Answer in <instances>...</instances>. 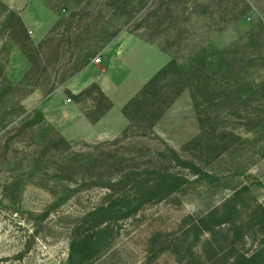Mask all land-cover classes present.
I'll return each instance as SVG.
<instances>
[{
  "label": "rangeland",
  "instance_id": "rangeland-1",
  "mask_svg": "<svg viewBox=\"0 0 264 264\" xmlns=\"http://www.w3.org/2000/svg\"><path fill=\"white\" fill-rule=\"evenodd\" d=\"M108 58L119 99L161 73L127 124H65L67 99L92 122L111 106L95 84L65 86ZM165 173L90 264L264 260V0H0V264H68L84 216L137 204ZM234 195L233 223L186 235Z\"/></svg>",
  "mask_w": 264,
  "mask_h": 264
},
{
  "label": "trees",
  "instance_id": "trees-1",
  "mask_svg": "<svg viewBox=\"0 0 264 264\" xmlns=\"http://www.w3.org/2000/svg\"><path fill=\"white\" fill-rule=\"evenodd\" d=\"M159 73H161V71L156 72L140 90L145 88L147 84L153 82ZM140 90L137 93H139ZM136 94L134 96H137ZM133 97L128 102L133 101ZM165 180L166 173L162 174L159 180L153 182V186L150 190H145L140 197L134 198L133 201H138V203L133 204V206L114 208L113 203L106 201L102 202L99 207L94 208L88 215L84 216L82 220L70 230L67 243L68 264H90L93 262L95 258L98 257L100 251L108 244L109 239L107 235L114 228L113 224L120 218H129L139 209L142 203L154 197H152L151 194L157 195L160 190L166 189ZM172 185L174 188L178 184L173 183ZM234 198L235 195L224 200L221 207L224 211L222 214L220 213V217H217L219 214L218 208H212L208 212L196 217L190 216L184 228L186 235L197 239L200 234H211L213 229L222 223H233L234 215L238 213V207ZM91 218L94 219L93 223H89V219ZM207 242L209 243V241ZM259 257V253L250 256L241 254L239 259L234 260L233 264H263L264 260Z\"/></svg>",
  "mask_w": 264,
  "mask_h": 264
},
{
  "label": "crops",
  "instance_id": "crops-1",
  "mask_svg": "<svg viewBox=\"0 0 264 264\" xmlns=\"http://www.w3.org/2000/svg\"><path fill=\"white\" fill-rule=\"evenodd\" d=\"M143 43L146 45V47H152V44H150L149 42L143 41ZM145 49H147L148 51L150 50L149 48H145ZM161 53L164 55L163 52ZM160 59L163 60V63L161 65L162 67L164 64H166V57L161 56ZM100 63H101V59H100ZM94 65L96 69H99L98 72H95L96 74L95 76L93 75L91 76V78L87 77L83 81L78 80L79 76H81L88 69H91L90 67ZM114 67L115 64H111L108 58L106 60L105 67H99V64H90V66L83 69L81 72H79L77 75L73 76L70 80L67 81L65 86L67 89L70 90L72 94H77L78 92H80L82 89H84L86 86L90 84L97 85L99 90L102 92V94L110 101L111 106L103 113L102 116H100L97 120L92 122L85 117L84 112L77 105L70 103V101H65L64 104L63 103L61 104L64 105V107H66L67 111L69 112L67 113V116L65 118V124H88V127L90 129L94 128V130H97L98 128L99 129L102 128L101 132H103V130L114 128L116 126L115 124H127V119L123 112L124 106L151 79V77L161 67L156 71H154L151 75L143 79L133 89L131 93H129L122 99H119L118 95L116 94V92L119 89V84L121 81L120 80L118 81L116 78H114L112 72Z\"/></svg>",
  "mask_w": 264,
  "mask_h": 264
},
{
  "label": "built area",
  "instance_id": "built-area-1",
  "mask_svg": "<svg viewBox=\"0 0 264 264\" xmlns=\"http://www.w3.org/2000/svg\"><path fill=\"white\" fill-rule=\"evenodd\" d=\"M93 62H94V63H99V62H100V58H99V57H95V58L93 59ZM67 101H70V99H67Z\"/></svg>",
  "mask_w": 264,
  "mask_h": 264
}]
</instances>
